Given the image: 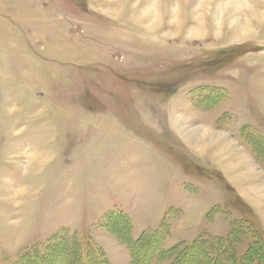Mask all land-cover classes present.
<instances>
[{
	"label": "rangeland",
	"instance_id": "374dc122",
	"mask_svg": "<svg viewBox=\"0 0 264 264\" xmlns=\"http://www.w3.org/2000/svg\"><path fill=\"white\" fill-rule=\"evenodd\" d=\"M246 150L264 179V0H0V264L171 263L130 224L264 264L260 215L215 168Z\"/></svg>",
	"mask_w": 264,
	"mask_h": 264
},
{
	"label": "crops",
	"instance_id": "0c3cea01",
	"mask_svg": "<svg viewBox=\"0 0 264 264\" xmlns=\"http://www.w3.org/2000/svg\"><path fill=\"white\" fill-rule=\"evenodd\" d=\"M232 89L233 88L231 86L226 87L220 83H217L216 85H214V87H212V85L211 87H208V88L205 87V90L207 93L208 91L222 93L224 95V98L227 96L230 97V92ZM222 110H224L225 115L234 113V108L225 107ZM205 113L206 112H204L203 114ZM217 126H219L218 123H217ZM245 153L246 155H227L224 159L223 164L222 165L219 164L215 168L223 175V177L226 180H228V182H230L231 191L236 193L237 196H238V193L240 194L241 192L242 199L250 206L253 213L260 215L261 217L259 218V220L261 219L260 226L264 229V214L261 212L262 206L264 205V197H262L264 194V191L260 193V191L264 190V179H261L259 175V173H262L263 171L260 170V172L259 171L257 173L254 172V170L258 168V164L256 163L252 154L249 151L246 150ZM240 157L245 158L246 161L245 162L242 161ZM252 167H254L255 169H253ZM204 209L206 210L207 208L204 207ZM119 211H122V210H119ZM202 212L203 213H201L198 216L203 217L205 211L203 210ZM195 216L196 215H192L191 219L192 220L195 219L194 218ZM177 233L178 232H176V234ZM178 234H183V233L179 232ZM193 236L194 234L191 236V238L186 237V236L181 239H178V237L173 238L171 241L172 243H170V245H172L173 242L190 240L193 238ZM108 261L110 263L109 258H108Z\"/></svg>",
	"mask_w": 264,
	"mask_h": 264
},
{
	"label": "trees",
	"instance_id": "16d2710c",
	"mask_svg": "<svg viewBox=\"0 0 264 264\" xmlns=\"http://www.w3.org/2000/svg\"><path fill=\"white\" fill-rule=\"evenodd\" d=\"M113 214L116 215L117 217H121L122 219H124L125 222L129 225L130 221L125 213H123L122 211H117V212H114ZM131 229L132 227L130 224L129 231H127V234H126V240L123 237V241H125V243L128 246L130 245L133 248L137 246H143L145 248L149 247L148 250H151L150 251L151 253L159 252V253H164L166 255L168 253H173L174 256L172 255L173 259L170 264H178L180 261L183 262L185 260H188V256L193 252L198 253V255H196L197 261L200 262L198 264H215L216 261L219 262L220 264H223L218 260L217 257L213 259L211 251L208 250V246L205 243L204 238L198 237L199 238L198 240H195L192 243H188L184 245L182 248L178 249V251H177V248H174V247L172 249H169L168 251H161L159 248L161 247V244L163 243L161 242L162 239L159 236L161 235V232H162L160 228L143 231L141 235L136 239H133L131 237V232H130ZM196 241H200V242H196ZM46 249L48 251V248ZM94 253L95 254L93 255V259H94L93 264H95L96 262H100V263L104 262L105 264H108L107 260L103 259V256H99V254H97L96 251H94ZM45 255H46L45 253L42 254L37 251H34L32 253L26 252L25 254L21 256V258L16 262V264H42L44 263V260H46ZM85 258L86 257L84 256V254H82L80 257V260L82 259L80 261L81 264H89V262L92 264L90 259H89V262L88 260L87 262H85L84 260ZM144 262L145 261H143V263ZM229 264H233L232 261ZM235 264H237V260Z\"/></svg>",
	"mask_w": 264,
	"mask_h": 264
}]
</instances>
